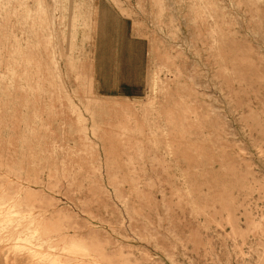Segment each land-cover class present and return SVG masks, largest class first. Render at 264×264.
<instances>
[{
    "label": "rangeland",
    "instance_id": "374dc122",
    "mask_svg": "<svg viewBox=\"0 0 264 264\" xmlns=\"http://www.w3.org/2000/svg\"><path fill=\"white\" fill-rule=\"evenodd\" d=\"M3 3L0 264H264V0Z\"/></svg>",
    "mask_w": 264,
    "mask_h": 264
},
{
    "label": "bare ground",
    "instance_id": "6f19581e",
    "mask_svg": "<svg viewBox=\"0 0 264 264\" xmlns=\"http://www.w3.org/2000/svg\"><path fill=\"white\" fill-rule=\"evenodd\" d=\"M0 2H4L3 4L4 5H8V4H12L11 5V10L9 11L8 9H7V12H6V17L7 16H9L10 14H12V15H15V17H17V20H18V15H20V14H18V13H20V12H23L24 13V15H23V17H20L21 19H19L20 21L22 20V22H23V24H22V29L25 31V34L26 33H28V30H29V32H30V34L31 35H33L34 37H37L38 36V34H39V32L40 31H44V25L46 24L47 25V23H51V22H53V17L55 16H53V11L51 12V10L49 9V5L47 6V3H46V0H0ZM13 2V3H12ZM32 3V4H31ZM59 5V4H58ZM32 6H34V8L35 9H33L32 8ZM62 7V6H61ZM57 9V8H56ZM63 10V9H62ZM20 11V12H19ZM124 11V10H123ZM74 16V15H73ZM76 16V15H75ZM73 17V18H77V17ZM65 17V16H64ZM71 17V16H70ZM14 19H16V18H14ZM71 19H72V17H71ZM1 20H2V18H1ZM63 20V19H62ZM73 20H71V22H72ZM9 22V21H8ZM37 23L39 24L38 26V29L36 30V25H37ZM19 24V23H18ZM6 25V24H5ZM16 25V24H15ZM14 25V26H15ZM20 25V24H19ZM43 25V26H42ZM28 26V30L26 29V27ZM11 30V29H10ZM27 30V31H26ZM41 33V32H40ZM30 34H29V36H30ZM27 35V34H26ZM18 36V35H17ZM28 36V35H27ZM16 37V36H15ZM21 37H22V34H21ZM31 37V36H30ZM16 39H17V37H16ZM28 39V38H27ZM16 43H17V41H16ZM19 43V42H18ZM22 44V43H21ZM39 43L37 42V43H35L34 45H33V49H35L36 51L37 50H39ZM38 48V49H37ZM6 49V46L4 47V50ZM15 50H18V48L17 47H15L14 48ZM44 50H45V48H44ZM24 51V50H23ZM10 52V51H9ZM15 53V52H14ZM40 55V54H39ZM25 57H26V60H27V62L28 63H31V61L29 60V56H27V55H24ZM42 60V59H41ZM18 61H17V59H13V63H17ZM21 62V61H20ZM44 62V61H43ZM29 65V64H28ZM46 66V65H45ZM8 68V67H7ZM47 68V70H48V67H46ZM8 71V70H7ZM48 71H51V70H48ZM47 71V72H48ZM9 73H10V71H9ZM12 73H14V72H12ZM49 73H53V72H49ZM59 73V72H58ZM23 74V73H22ZM24 75H25V72H24ZM50 77V76H49ZM7 78V77H6ZM51 78V77H50ZM51 79H54V76H52V78ZM58 79H59V76H58ZM58 79H57V81H58ZM20 80V79H19ZM55 80V79H54ZM2 81H3V79H2ZM10 82V81H9ZM153 82V81H152ZM26 83V82H25ZM22 86V85H21ZM24 86V85H23ZM26 86V85H25ZM24 86V87H25ZM12 87V86H11ZM10 87V88H11ZM60 87H62V86H60ZM38 89V88H37ZM40 89V88H39ZM24 90V89H23ZM13 91V90H12ZM29 91H30V89H29ZM59 94V93H58ZM61 94H62V92H61ZM45 95V94H44ZM51 98V97H50ZM58 100V99H57ZM71 106V105H70ZM116 106V105H115ZM59 107H60V105H59ZM72 107L73 106H71V109H72ZM61 108V107H60ZM74 108V107H73ZM101 109V108H100ZM73 110V109H72ZM75 110V109H74ZM60 115V114H59ZM45 124V123H44ZM54 124H56V123H54ZM1 201V200H0ZM8 204V203H7ZM16 204V203H15ZM14 207V206H13ZM20 207V206H19ZM1 208V207H0ZM10 209H15V207L14 208H10ZM21 209V208H20ZM19 210V209H18ZM8 211V210H7ZM5 212V211H4ZM19 213H20V211H18ZM1 213V212H0ZM3 213V212H2ZM7 213V212H6ZM9 213V212H8ZM13 213V212H12ZM16 213H17V211H16ZM37 214V213H36ZM35 214V215H36ZM1 215V214H0ZM3 215V214H2ZM9 215H11V213L9 214ZM13 215V214H12ZM5 216V215H4ZM13 216H15V215H13ZM20 216V215H19ZM25 216V215H24ZM29 216V215H28ZM1 217V216H0ZM6 217V216H5ZM2 218V217H1ZM24 218V217H23ZM26 218V217H25ZM25 218H24V220H25ZM28 218H30V221H29V225L30 226H32L31 224H33L34 223V219L32 218V217H28ZM2 220V219H1ZM11 220V219H10ZM23 220V219H22ZM21 220V222H23ZM32 220H34V221H32ZM5 221V220H4ZM13 221V220H12ZM1 222V221H0ZM6 222V221H5ZM8 222H10V221H8ZM7 222V223H8ZM4 223V222H3ZM2 223V224H3ZM42 223H43V220H42ZM38 224L39 223H37L36 224V228H33L32 230L30 229V228H32V227H28V228H26L25 230H13V231H11L10 232V234H9V236H8V238H9V240H16L17 242H20V241H22V242H25V243H33V239L36 241L32 246H31V248H30V250H35V247L37 246V247H39V249L40 248H45V250L47 251V254H45V255H43V256H45V257H47L50 261H52V263L51 264H61L60 263V261H59V259H57V257L55 258V254H53L52 252V254H49L50 252V250H53L54 249V245L52 244L53 242L52 241H50V236L48 235V233H49V231H48V229H44V227H43V225L41 226L42 227V229H40L39 228V226H38ZM5 225V224H4ZM12 225V224H11ZM3 227V226H2ZM13 229V228H12ZM51 231V230H50ZM51 233H52V231H51ZM57 233V232H56ZM56 235V234H55ZM59 238H60V240L61 241H64L65 242V246L63 247L64 248V250H73V251H78V250H80L81 252H82V255L84 254V252H85V250L86 249H84L82 246H78V245H76V243H75V241L73 240V239H71L70 240V238H69V240L67 241V238L65 237V236H59ZM7 240V239H6ZM53 240V239H52ZM60 240H58V241H60ZM60 241V242H61ZM16 244V243H15ZM23 244V243H22ZM57 244V243H56ZM19 246V245H18ZM57 246V245H56ZM12 247V246H11ZM15 247V246H14ZM23 248H25V247H23ZM26 248H27V246H26ZM56 248V247H55ZM62 248V247H61ZM13 249V248H12ZM27 250V249H26ZM63 250V251H64ZM38 250L36 249V253H38V254H41L42 255V253H40V252H37ZM46 251H45V253H46ZM5 252V251H4ZM20 252V251H19ZM23 252V251H22ZM21 252V253H22ZM49 252V253H48ZM30 253H33V252H30ZM35 253V255H37ZM44 253V252H43ZM65 253V252H64ZM34 255V254H33ZM99 257V256H98ZM64 260V259H63ZM77 261H79V260H77ZM81 261V260H80ZM76 262V261H75ZM38 263V262H37ZM73 263V262H72ZM85 263V262H84ZM83 263V264H84ZM75 264V263H74ZM82 264V263H81Z\"/></svg>",
    "mask_w": 264,
    "mask_h": 264
}]
</instances>
